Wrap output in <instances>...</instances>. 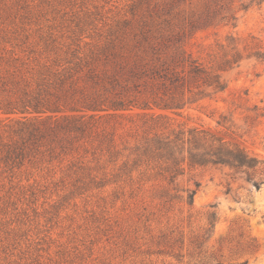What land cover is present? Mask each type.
Listing matches in <instances>:
<instances>
[{
    "label": "trees",
    "instance_id": "1",
    "mask_svg": "<svg viewBox=\"0 0 264 264\" xmlns=\"http://www.w3.org/2000/svg\"><path fill=\"white\" fill-rule=\"evenodd\" d=\"M255 4L264 0H131L122 16L95 28L96 37L80 29L33 43L27 35L23 51L0 50V167L73 177L83 184L75 190L86 182L101 190L161 182L166 196L188 171L228 168L260 189L263 158L212 129L170 123L205 102H226L224 75L264 62L255 36L228 34L206 60L188 49L199 33L236 28ZM243 100L233 98L216 120L231 138L236 111L264 119V107ZM133 119L141 124L126 129ZM198 186L183 190L189 205Z\"/></svg>",
    "mask_w": 264,
    "mask_h": 264
},
{
    "label": "rangeland",
    "instance_id": "2",
    "mask_svg": "<svg viewBox=\"0 0 264 264\" xmlns=\"http://www.w3.org/2000/svg\"><path fill=\"white\" fill-rule=\"evenodd\" d=\"M130 2L0 0V50L23 51L27 35L33 43L41 35L61 37L80 29L83 36L96 37L95 28L118 19ZM228 34L264 41V4L240 12L236 28L197 34L188 49L206 60ZM224 77L226 102H205L203 108L172 116L170 123L212 129L264 159V119L246 121V114L236 111L228 117L236 124L233 138L216 123L219 112L228 114L239 95L249 107H264V62L245 61ZM133 120L125 122L126 129L141 124ZM59 178L0 167V264H264V184L256 189L241 173L197 168L179 180L170 196L161 182L125 190H101L86 182L87 188L75 190L73 177ZM196 184L189 205L183 190Z\"/></svg>",
    "mask_w": 264,
    "mask_h": 264
}]
</instances>
